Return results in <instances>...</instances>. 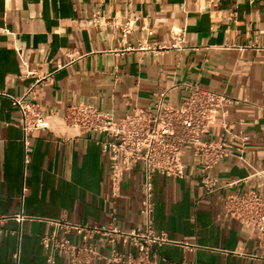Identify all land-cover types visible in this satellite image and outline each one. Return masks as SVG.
Masks as SVG:
<instances>
[{
    "label": "crops",
    "instance_id": "obj_1",
    "mask_svg": "<svg viewBox=\"0 0 264 264\" xmlns=\"http://www.w3.org/2000/svg\"><path fill=\"white\" fill-rule=\"evenodd\" d=\"M193 83L230 99L202 138L229 139L227 125L237 154L203 171L190 147L183 177L155 173L154 227L178 242L157 247L159 264H264L257 233L226 205L235 193L264 197V0H0V264H47L54 220L144 227L142 170L126 172L114 196L105 136L71 126L67 110L87 103L119 119L161 98L180 106ZM20 98L50 122L28 133L27 151ZM66 237L97 248L77 264L136 251L101 234ZM70 260L57 250L56 264Z\"/></svg>",
    "mask_w": 264,
    "mask_h": 264
},
{
    "label": "built area",
    "instance_id": "obj_2",
    "mask_svg": "<svg viewBox=\"0 0 264 264\" xmlns=\"http://www.w3.org/2000/svg\"><path fill=\"white\" fill-rule=\"evenodd\" d=\"M129 31L125 29L123 35L127 36ZM229 101L225 94L193 83L189 86L187 99L180 106L168 104L161 98L156 110L136 109L134 113L119 119L87 103L68 108L66 120L71 126L82 132H97L105 136L99 142L103 153L109 159L111 171L109 181L114 196L119 195L126 172L138 167L142 170L144 183L140 213L145 218V224L142 228L126 231L114 222L108 226H100L54 220L51 222L55 226L53 232L43 237L45 244H52V251L47 256L46 263L56 264L57 250H63L71 256L70 264H77L80 261L77 256L81 251L89 256L97 254V248L93 243L79 246L66 237L68 232L74 230L85 242L95 234H101L106 236L112 245L130 244L136 250L135 253L124 254L113 248L111 261L120 264H159L157 247L178 242L170 238L166 232H158L154 227V175L159 172L170 177H183L184 155L190 147L201 155L203 171H210L221 160L236 155L233 140L237 136L230 132L229 126L224 127L229 139L211 141L202 138L209 132L223 104ZM14 103L21 111L20 122L25 131L24 144L27 151L28 133L32 130L50 128V122L36 107L25 103L23 98L14 99ZM238 138L241 139L242 145L237 149L239 151L237 156L243 159V146L249 137L243 135ZM28 157L25 153L26 163L29 161ZM204 182L207 188L212 189L217 186L218 180L206 176ZM226 205L231 216L257 233L259 245L263 250L261 256L264 258V197L253 190L235 193L226 198ZM112 215L115 219V214ZM15 217L21 221L26 216L19 213Z\"/></svg>",
    "mask_w": 264,
    "mask_h": 264
}]
</instances>
